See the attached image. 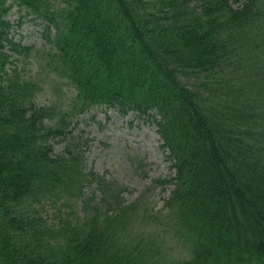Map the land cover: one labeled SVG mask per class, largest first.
Masks as SVG:
<instances>
[{"label":"trees","instance_id":"obj_1","mask_svg":"<svg viewBox=\"0 0 264 264\" xmlns=\"http://www.w3.org/2000/svg\"><path fill=\"white\" fill-rule=\"evenodd\" d=\"M52 2L0 0V264H264V0ZM14 6L43 25L69 104L38 106L40 83L13 65L30 49ZM95 107L156 128L174 172L157 213L126 205L66 141ZM58 200L81 216L43 219ZM161 216L186 257L146 239Z\"/></svg>","mask_w":264,"mask_h":264},{"label":"rangeland","instance_id":"obj_2","mask_svg":"<svg viewBox=\"0 0 264 264\" xmlns=\"http://www.w3.org/2000/svg\"><path fill=\"white\" fill-rule=\"evenodd\" d=\"M52 1L57 4L58 0ZM7 19L12 27L13 40L23 47L30 48L25 54H14L12 60L19 74L40 83L42 91L35 98L36 104L50 106L54 100L56 107L69 104L74 89L47 66L52 44L45 39L43 25L34 21L24 9L20 10L15 6ZM144 117L140 119L132 115L121 116L112 108L95 107L73 119L68 129L69 139L66 141L72 140L79 146L84 155L86 170L92 171L96 176L103 175L118 188H123L120 197L126 205L137 202L140 210L157 213L164 208V201L170 196L173 188L170 184L162 186L157 181L173 177L174 172L167 153L161 148L156 128ZM51 144L54 145L56 154L63 152V141L55 139ZM64 204L63 200L54 204L44 201L37 206V210L43 219L53 222L61 220L60 223H63L62 219L72 211L75 212L74 217L81 216L80 201ZM103 209L110 216L111 210ZM153 228L156 231L146 239L156 241L164 257L187 256L185 252L181 254L183 245L173 237L171 230L167 229V222L162 216Z\"/></svg>","mask_w":264,"mask_h":264}]
</instances>
